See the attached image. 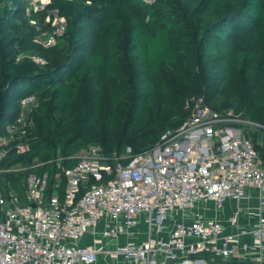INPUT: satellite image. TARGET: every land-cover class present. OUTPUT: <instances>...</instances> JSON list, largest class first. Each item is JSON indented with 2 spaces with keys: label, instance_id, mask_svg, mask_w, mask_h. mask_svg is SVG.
I'll return each instance as SVG.
<instances>
[{
  "label": "trees",
  "instance_id": "trees-1",
  "mask_svg": "<svg viewBox=\"0 0 264 264\" xmlns=\"http://www.w3.org/2000/svg\"><path fill=\"white\" fill-rule=\"evenodd\" d=\"M28 8L0 0V138L27 111L22 100L37 96L30 149L9 147L0 165L28 170L0 173L5 195L23 198L28 175L47 172V195L58 176L63 196L58 165L73 167L92 146L127 165L178 128L195 98L264 125V0H52L30 16ZM55 10L67 26L46 47L37 40ZM245 132L264 159V132Z\"/></svg>",
  "mask_w": 264,
  "mask_h": 264
},
{
  "label": "built area",
  "instance_id": "built-area-1",
  "mask_svg": "<svg viewBox=\"0 0 264 264\" xmlns=\"http://www.w3.org/2000/svg\"><path fill=\"white\" fill-rule=\"evenodd\" d=\"M51 2L37 1L27 15ZM54 15L46 17L52 29L37 40L46 47L55 45L67 26L58 10ZM21 104L30 112L37 96L28 95ZM186 109L191 114L178 128L127 165L121 162L125 157L105 155L101 147L86 149L73 167L59 164L66 179L63 196L58 176L54 194L47 195V172L28 175L23 198L0 190V264H248L229 262L233 253L251 246L240 235H225L223 224L208 212L241 203L251 190L259 201L252 214L260 218L253 234L264 239V159L245 132L248 126L264 132V125L233 110L215 111L204 98L188 101ZM28 120L24 112L6 127L0 165L9 147L19 154L30 149L25 135L33 122ZM27 170L0 166V173ZM168 220L174 223L171 230L169 223L165 227ZM169 230L168 237H154Z\"/></svg>",
  "mask_w": 264,
  "mask_h": 264
},
{
  "label": "crops",
  "instance_id": "crops-1",
  "mask_svg": "<svg viewBox=\"0 0 264 264\" xmlns=\"http://www.w3.org/2000/svg\"><path fill=\"white\" fill-rule=\"evenodd\" d=\"M77 157V155H76ZM212 205V203H210ZM259 201L256 193L249 190L248 196L239 204L230 202L222 210L212 208L208 215L216 217L223 224V233L240 235L242 243H247L251 246L250 250H243L238 253H233L229 262H238L240 260H247L248 264H262L264 262V239L260 242L253 234L254 229L260 222V218L252 214L258 210ZM143 231L146 225L142 223ZM170 230L174 227V223L169 224ZM170 230L166 233H154V237H168ZM245 231V232H243ZM147 239V234L141 236L140 240ZM126 241V238L123 239ZM260 244V245H259ZM221 262V260H220ZM219 262V263H220ZM100 264H104L100 262Z\"/></svg>",
  "mask_w": 264,
  "mask_h": 264
},
{
  "label": "rangeland",
  "instance_id": "rangeland-1",
  "mask_svg": "<svg viewBox=\"0 0 264 264\" xmlns=\"http://www.w3.org/2000/svg\"><path fill=\"white\" fill-rule=\"evenodd\" d=\"M39 1V0H27V3H28V7L29 8H33V7H36V2ZM46 1V0H45ZM28 111H25V113L27 114L29 112L30 109H27ZM92 147H100V146H92ZM85 152V150H82L81 152H79L77 154V158L80 157L83 153ZM171 221H166V225L165 227L167 226V224L169 223L170 224Z\"/></svg>",
  "mask_w": 264,
  "mask_h": 264
},
{
  "label": "water",
  "instance_id": "water-1",
  "mask_svg": "<svg viewBox=\"0 0 264 264\" xmlns=\"http://www.w3.org/2000/svg\"><path fill=\"white\" fill-rule=\"evenodd\" d=\"M34 208H36V205H34Z\"/></svg>",
  "mask_w": 264,
  "mask_h": 264
}]
</instances>
